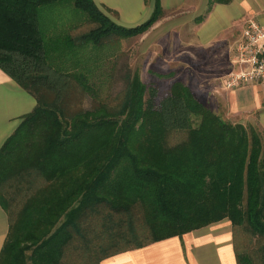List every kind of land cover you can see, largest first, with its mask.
<instances>
[{
    "label": "trees",
    "instance_id": "trees-1",
    "mask_svg": "<svg viewBox=\"0 0 264 264\" xmlns=\"http://www.w3.org/2000/svg\"><path fill=\"white\" fill-rule=\"evenodd\" d=\"M66 8L96 27L62 18L69 29L54 34L40 13ZM161 15L155 0L147 21L125 28L92 0H0V69L37 101L0 149V264H101L223 220L237 264H264V133L223 120L180 82L156 106L127 73L115 110L90 82L104 41L139 37Z\"/></svg>",
    "mask_w": 264,
    "mask_h": 264
},
{
    "label": "crops",
    "instance_id": "crops-1",
    "mask_svg": "<svg viewBox=\"0 0 264 264\" xmlns=\"http://www.w3.org/2000/svg\"><path fill=\"white\" fill-rule=\"evenodd\" d=\"M92 1L103 14L112 16L110 20L114 24L125 28L147 21L155 5V0ZM208 6L209 0H160V20L139 36L140 44L143 47L149 43V50L155 46L159 53L165 51V45L168 46L172 37H176L175 42H179L189 60L206 67L211 73L204 74L209 78L205 80L204 76V81L217 80L205 86L213 99L202 102L198 93L196 98L205 106L212 105V110L221 109L228 117L255 123L264 133V81L235 90H225L222 84L228 72L237 70L230 54L241 36L245 21L264 22V0H231L227 4ZM40 18H52L54 34H60L62 26L69 29V24L62 22L64 17L58 9L42 11ZM45 22L42 20L41 23ZM185 86L191 90L187 82ZM191 92L194 94L193 90ZM36 105L35 97L0 69V149ZM8 231V215L0 205V252ZM101 264H237L232 225L223 220L181 238L173 237L119 253L104 259Z\"/></svg>",
    "mask_w": 264,
    "mask_h": 264
},
{
    "label": "rangeland",
    "instance_id": "rangeland-1",
    "mask_svg": "<svg viewBox=\"0 0 264 264\" xmlns=\"http://www.w3.org/2000/svg\"><path fill=\"white\" fill-rule=\"evenodd\" d=\"M61 13L65 20L68 19L73 22V27H75V29L78 28L77 31L79 32L89 31L96 27V24L90 22L87 16L74 11L72 8H70V10L66 8L65 10H62ZM107 17L109 19L112 18L111 15H108ZM175 41L176 37H172V40L168 42V46L167 44L165 45V51H159V53L155 51V46L151 49L152 51L149 50L148 42H146L148 44L144 43V45H146L142 47L140 44V37L129 39L111 37L104 41V47L101 53L98 56L94 54L90 58L93 64L96 59L97 63L102 64V71L100 75H92L94 77H91L90 82L100 83L102 86L101 99L106 100L104 102L106 103L107 108L115 110L118 107L122 96H124V89L126 87L124 76L127 73L131 75L134 72L138 73L141 82L148 90L153 89L155 91L152 100L153 104L156 106L169 95L170 88L175 82H180L184 85L187 82L191 90H193L195 97L199 96L196 93L201 95L200 98L202 102L207 101V99H213L211 97L212 94L208 92L209 90L206 91L205 86L209 84L212 85L216 83L217 80L211 82L204 81V74L207 73L209 75L211 73L207 72L208 69L206 67H202L201 65H198L197 62L189 60L186 51H183L179 42L177 43ZM232 54L233 51H231L230 54L231 58ZM155 55H157L156 58H154ZM163 57L167 59H164ZM226 76L223 77L222 84L225 90H228L225 87ZM211 77L214 78L215 75H211ZM204 78L205 80L209 79L207 75ZM51 79L55 80L56 78L53 76ZM50 82V84L54 85L56 92L63 91V80ZM146 98H148L147 95L145 99ZM91 101V98H86L82 106L84 110H89L92 107ZM207 107L210 109L212 108V105H208ZM210 110L227 122L240 124L244 127L252 126L261 133L255 123L251 124L241 118L237 119L236 117H228L221 109L217 110L216 108H213V110ZM12 210H14L13 206L10 212ZM243 240L244 239H241L240 245H242Z\"/></svg>",
    "mask_w": 264,
    "mask_h": 264
},
{
    "label": "built area",
    "instance_id": "built-area-1",
    "mask_svg": "<svg viewBox=\"0 0 264 264\" xmlns=\"http://www.w3.org/2000/svg\"><path fill=\"white\" fill-rule=\"evenodd\" d=\"M231 62L237 67L226 76L225 87L235 90L264 81V22L245 21L233 47Z\"/></svg>",
    "mask_w": 264,
    "mask_h": 264
}]
</instances>
